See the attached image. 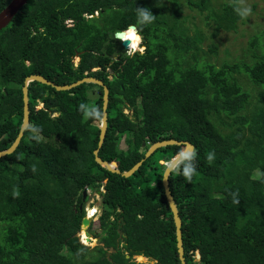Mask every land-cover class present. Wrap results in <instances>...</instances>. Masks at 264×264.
<instances>
[{"label":"trees","instance_id":"1","mask_svg":"<svg viewBox=\"0 0 264 264\" xmlns=\"http://www.w3.org/2000/svg\"><path fill=\"white\" fill-rule=\"evenodd\" d=\"M10 1L0 0V11ZM231 1L219 12L213 0H28L0 30V151L19 134L27 76L58 85L99 78L109 88L104 160L128 170L157 141L195 146L191 181L182 173L187 158L169 177L185 264H264V28L240 57L253 103L229 75L228 59H207L218 56L217 42L207 43V53L204 33L186 25L189 10L206 12L213 39L235 30L243 11ZM138 7L152 11V23L137 24ZM129 25L144 51L128 53L115 37ZM28 90L30 124L16 150L0 157V264H144L137 256L182 264L163 174L185 145L158 148L124 176L95 159L102 115L79 108L103 112L101 85L57 90L32 81ZM86 187H103L97 228H88L94 246L81 241Z\"/></svg>","mask_w":264,"mask_h":264},{"label":"water","instance_id":"2","mask_svg":"<svg viewBox=\"0 0 264 264\" xmlns=\"http://www.w3.org/2000/svg\"><path fill=\"white\" fill-rule=\"evenodd\" d=\"M28 0H11L9 4L3 8L0 11V30L6 27L10 21L13 19L14 15L19 11V9L27 2ZM136 27L135 25H133ZM124 34V31H117L115 33V37L121 41L122 46L127 49L128 45L130 42L128 41H122V35ZM145 45V43H143ZM32 81H38L42 82L48 85H51L55 87L57 90H69L73 87H76L82 83H95L98 85H101L104 89V94H103V112H102V118L99 121V126H100V138H99V143H98V148L94 150L95 154V159L96 161L104 168L111 170L113 172H118L121 173L124 176H130L132 175L142 164V162L150 156L155 150L158 148L167 146V145H180L184 144L185 147L182 151L177 153L176 155L172 156L169 158L168 162H166V168L163 174V185L165 189V194L169 203V206L172 210L173 213V218L175 222V227H176V236H177V247H178V252L179 256L181 259L182 264H185V257H184V246H183V237H182V218L179 213L178 205L176 203V200L174 198V195L171 192L170 185H169V177L173 169L180 163L182 160L185 158L189 157L192 155L194 152L195 146L193 143L190 141L186 140H177V139H165L161 141H157L149 146L147 151L145 152V156L138 161L136 164H134L130 169L128 170H121L119 162L118 161H112L109 162L107 160H104L100 155H99V150L100 147L103 145L106 132H107V127H108V103H109V88L107 85H105L104 81L93 77V76H86L82 79H79L75 82H72L70 84H64V85H58L52 82L51 80L47 79L43 75L40 74H31L25 78L24 81V86H23V101H24V113H23V121L22 125L19 131L18 136L16 137L15 141L7 148L4 150L0 151V157H3L7 154L13 153L16 148L18 147L23 135L24 131L27 129V127L30 124V109H29V90H28V85ZM163 162V161H161ZM164 163V162H163ZM86 197V191L84 192V198ZM89 214V213H88ZM90 216V217H89ZM92 221V216L91 215H85L82 219V225H81V233L85 232L87 239L91 240L93 239V234L88 230L90 224Z\"/></svg>","mask_w":264,"mask_h":264},{"label":"rangeland","instance_id":"3","mask_svg":"<svg viewBox=\"0 0 264 264\" xmlns=\"http://www.w3.org/2000/svg\"><path fill=\"white\" fill-rule=\"evenodd\" d=\"M239 4V9L243 11V16L238 22V25L236 26L235 30L231 31H225L221 30L217 36L213 39L211 38V31L213 30V27L210 28V25H208L206 22H208L205 18L204 13H200L198 11H189L186 10L187 13L192 15V19L190 21H187L186 25L188 26V29H190V33L193 34L194 28L201 29L202 33H204L205 36V42L206 44H203V49L207 52V43H209L211 40L216 41L219 45V51L218 56H213L208 54L207 59H209L210 62H213L217 64V59H228L231 64H233V69L228 70L229 75L232 78H236L238 81L243 83L244 88L249 89V92L252 94L253 103H255V97H256V90L253 87V84L251 80L249 79L248 70L245 66H243V61L240 59L242 55V49L246 46L249 38L262 31L264 28V0H236ZM233 1L231 0H213V7L217 11L221 12L222 9H226L229 4ZM143 39L141 41V44L137 46L136 50L141 51L140 49L145 48V45L143 44ZM135 50V51H136ZM128 53H133L134 51H129L127 49ZM142 52V51H141ZM79 61L78 57L74 58V62L77 63ZM204 62V61H203ZM201 67L203 63H200ZM204 66V65H203ZM121 147L126 148V143L124 140L121 142ZM94 179H96V176L91 175L88 179V183L92 182ZM86 191V197L87 201L85 203V209H86V215H88V209H94L91 213L92 221L94 227L93 229L97 228V218L99 214L101 213L102 209V202H101V193L103 191V187H100L99 189H91L90 187H86L83 191ZM85 197V198H86ZM83 233V232H82ZM81 241L85 244L94 246L98 243V239L94 238L84 239L81 235ZM138 261L143 262L144 264H153V262L148 259L147 257H136ZM141 258L142 260H140ZM196 258H199V255L196 254Z\"/></svg>","mask_w":264,"mask_h":264},{"label":"clouds","instance_id":"4","mask_svg":"<svg viewBox=\"0 0 264 264\" xmlns=\"http://www.w3.org/2000/svg\"><path fill=\"white\" fill-rule=\"evenodd\" d=\"M241 14L243 15V13ZM154 18L155 15L152 13V11L149 8L147 7L137 8V24L139 26L143 27L147 24L152 23ZM122 41L130 42L127 49L130 52L135 51L137 46L141 44L142 35L137 30L136 27H134L133 25H129L127 29L124 30ZM140 50L143 51V48H141ZM79 108L85 116L100 117L102 115V113L95 107L81 104ZM191 160H192V156L187 157L186 161L183 162V169H182V173L184 177L189 181H191L192 175L196 171ZM232 195H233V203H239V200L236 199V194L233 193Z\"/></svg>","mask_w":264,"mask_h":264},{"label":"bare ground","instance_id":"5","mask_svg":"<svg viewBox=\"0 0 264 264\" xmlns=\"http://www.w3.org/2000/svg\"><path fill=\"white\" fill-rule=\"evenodd\" d=\"M7 155H8V154H7ZM88 210H89V211H88V213H89L88 215H91V213H92L93 211H95V208H94V209H88ZM89 217H90V216H89ZM83 234H85V232H83L82 235H83ZM139 259L142 260L141 258H139Z\"/></svg>","mask_w":264,"mask_h":264}]
</instances>
